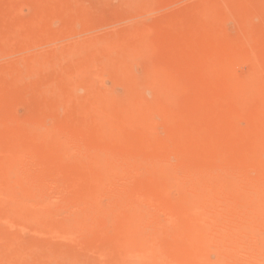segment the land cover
Listing matches in <instances>:
<instances>
[{
	"label": "rangeland",
	"instance_id": "obj_1",
	"mask_svg": "<svg viewBox=\"0 0 264 264\" xmlns=\"http://www.w3.org/2000/svg\"><path fill=\"white\" fill-rule=\"evenodd\" d=\"M0 264H264V0H0Z\"/></svg>",
	"mask_w": 264,
	"mask_h": 264
},
{
	"label": "bare ground",
	"instance_id": "obj_2",
	"mask_svg": "<svg viewBox=\"0 0 264 264\" xmlns=\"http://www.w3.org/2000/svg\"><path fill=\"white\" fill-rule=\"evenodd\" d=\"M160 175H161V174H160ZM159 182H161V181H159ZM164 182H165V181H164ZM160 186H161V185H160ZM242 199H243V198H242ZM236 200H237V199H236ZM238 200H240V199H238ZM190 224H191V223H190ZM194 225H195V224H193V226H194ZM189 226H190V225H189ZM228 227H229V226H228ZM189 228L191 229V227H189ZM194 228H195V227H194ZM224 230H225V229H224ZM226 230H227V229H226ZM226 230H225V231H226ZM191 231L194 232V231H193V227H192V230H191ZM224 233H225V232H223V234H224ZM189 234H191V233H188V235H189ZM221 245H222V244H221ZM221 247H222V246H221ZM235 248H236V247H235ZM238 250H239V249H238ZM234 251H235V250H234ZM256 256H257V255H256ZM248 258H250V257H248ZM250 260L252 261V259H250ZM122 261H123V260H122ZM122 261H121V262H122ZM122 263H123V262H122ZM258 263H259V261H258Z\"/></svg>",
	"mask_w": 264,
	"mask_h": 264
}]
</instances>
